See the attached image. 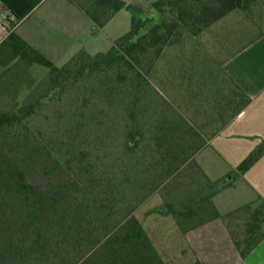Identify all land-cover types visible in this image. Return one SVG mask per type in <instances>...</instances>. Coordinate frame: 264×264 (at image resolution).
I'll use <instances>...</instances> for the list:
<instances>
[{
  "label": "trees",
  "instance_id": "trees-1",
  "mask_svg": "<svg viewBox=\"0 0 264 264\" xmlns=\"http://www.w3.org/2000/svg\"><path fill=\"white\" fill-rule=\"evenodd\" d=\"M71 1L99 28L125 9L131 14V29L113 41L110 55L78 53L84 61L76 67L70 62L76 55L56 66L14 32L0 45L13 52L14 64L49 69L46 80L25 102L0 108V264H165L126 196H117L110 182L102 199L85 191V179L98 174L94 167L104 147L98 120L101 111L96 102L89 104L85 99V84L113 71L115 79L96 86L98 96L103 93L111 103L119 90L117 84L133 91L126 108L129 125L122 138L128 156L130 150L138 152L145 139L141 121L149 114L145 103L149 82L144 72L149 55L158 58L181 26L201 31L234 10L249 9L264 0H190L195 7L187 0H158L153 3L157 12L147 15L125 0ZM51 92L53 96L69 95L74 105L72 122L56 127L50 136L33 120ZM184 126L183 121L164 124L153 138L154 159L158 150L169 153L162 167H168V160H187L195 153L186 144L179 149L180 139L187 134ZM263 152L264 143L240 163L238 172L246 171ZM217 191L213 186L212 198ZM186 209L178 215L187 220L195 211ZM213 209L240 257L246 258L264 238L263 208L244 205L227 216ZM242 215L248 219L237 221ZM193 264L203 263L196 260Z\"/></svg>",
  "mask_w": 264,
  "mask_h": 264
},
{
  "label": "rangeland",
  "instance_id": "rangeland-1",
  "mask_svg": "<svg viewBox=\"0 0 264 264\" xmlns=\"http://www.w3.org/2000/svg\"><path fill=\"white\" fill-rule=\"evenodd\" d=\"M130 4L145 15L157 12L147 0H131ZM187 4L195 7L190 0ZM130 29L131 14L123 9L97 35L105 41L108 37L116 40ZM260 37H264V3L261 1L249 9L234 10L201 31L181 26L158 58L154 54L149 55L144 64L149 82L145 102L149 114L141 121L145 139L141 149L138 152L130 150L129 156L123 147L122 136L129 125L126 108L133 91L129 89L127 92L117 84L119 90L116 89V97L111 103L103 93L98 96L96 86L100 81L115 79L113 71L106 74L108 78L106 75L98 76L85 84V99L89 104L96 102L101 111L98 120L104 144L94 167L98 174L85 179V191L96 199H102L110 182V189L117 196H126L134 207V217L165 264H193L199 260L191 232L219 219L211 202L212 188L219 189V185L214 183L212 186L207 181L196 156L223 126V121L248 99L241 92L236 76L226 74V60L231 53L260 45H253ZM111 48L112 43L104 55H110ZM10 55L14 54L9 48H0V108L25 102L49 74V69L43 65L14 64L16 60L11 61ZM81 56L73 57L71 64L75 67L82 64ZM66 63L54 64L60 67ZM54 94L51 92L52 96L45 99L43 108L33 120L50 136L56 133V127H66L72 122L74 105L69 95L59 97ZM158 112L159 115L156 114ZM179 121L185 123L187 131L185 138L180 139L179 149L186 144L195 153L187 160H168V167L164 168L161 163L169 153L158 150L154 159L153 138L162 125ZM103 160L105 164L102 166ZM186 207L195 211L187 220L183 214L178 215L188 211ZM257 207L264 211L263 203ZM244 219H248V215H242L237 221L243 222ZM238 231L241 233L242 230Z\"/></svg>",
  "mask_w": 264,
  "mask_h": 264
},
{
  "label": "crops",
  "instance_id": "crops-1",
  "mask_svg": "<svg viewBox=\"0 0 264 264\" xmlns=\"http://www.w3.org/2000/svg\"><path fill=\"white\" fill-rule=\"evenodd\" d=\"M147 1L153 5L158 0ZM117 13L99 28L71 0H0V45L14 32L54 63L68 62L82 51L89 55L106 54L115 38L105 41L97 34ZM255 43L260 45L231 53L224 67L227 75L236 76L248 99L223 121L196 156L205 176L219 185L212 201L220 215L244 205L264 203V152L246 171L237 170L249 153L264 143V37ZM229 176L231 179L227 180ZM223 181L227 182L222 184ZM191 234L203 264H264V238L246 258H241L219 219Z\"/></svg>",
  "mask_w": 264,
  "mask_h": 264
},
{
  "label": "water",
  "instance_id": "water-1",
  "mask_svg": "<svg viewBox=\"0 0 264 264\" xmlns=\"http://www.w3.org/2000/svg\"><path fill=\"white\" fill-rule=\"evenodd\" d=\"M230 179H231V176H229L227 180H230ZM226 182H227V181H223L222 184H225Z\"/></svg>",
  "mask_w": 264,
  "mask_h": 264
}]
</instances>
